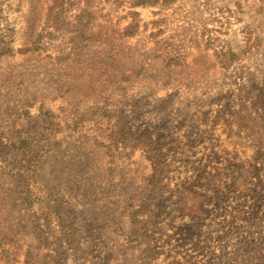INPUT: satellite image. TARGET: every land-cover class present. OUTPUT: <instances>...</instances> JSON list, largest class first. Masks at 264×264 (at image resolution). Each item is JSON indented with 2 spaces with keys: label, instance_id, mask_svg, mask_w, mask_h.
Here are the masks:
<instances>
[{
  "label": "rangeland",
  "instance_id": "1",
  "mask_svg": "<svg viewBox=\"0 0 264 264\" xmlns=\"http://www.w3.org/2000/svg\"><path fill=\"white\" fill-rule=\"evenodd\" d=\"M53 2L0 0V181L40 164L67 264H211L264 240V0ZM16 195L0 264H58Z\"/></svg>",
  "mask_w": 264,
  "mask_h": 264
},
{
  "label": "trees",
  "instance_id": "2",
  "mask_svg": "<svg viewBox=\"0 0 264 264\" xmlns=\"http://www.w3.org/2000/svg\"><path fill=\"white\" fill-rule=\"evenodd\" d=\"M60 0H54L53 4L49 9V15L54 12ZM145 0H139L137 5H144ZM133 30L131 31V33ZM129 33V34H131ZM95 125L97 126V130L100 131V136L103 137L107 132L104 130L103 124H100V121H96ZM118 134H125L128 137L133 138L139 143H135L133 147H139L142 145L141 138L136 137L135 135L128 134L127 132H118ZM146 141V140H145ZM147 142V141H146ZM161 159L157 158L155 160V165L160 167ZM24 175H17L16 181L12 179L3 178L4 180L0 181V190L6 189L9 191H15L16 195V203L20 202L25 206L26 209H36L35 215L38 218L47 222V226L52 225L54 231V238H51V241L47 245L49 247L56 245V247H60L64 249L63 259L58 264H67L65 254L67 255V251L72 249L75 245L74 233L72 231L71 225L65 218L64 210L62 208V203L58 197L52 192L51 186L45 174L41 172L40 164L37 163L33 165V161L29 165L27 163L25 166ZM260 171H263V168H258ZM264 174L258 175L256 181H252L253 194L257 197L258 201L253 203L254 207H257L258 202L260 205H264ZM6 184L9 185L6 187ZM13 185V186H12ZM12 186V187H11ZM16 189V190H15ZM253 194L251 197L253 198ZM254 231L250 232V240L246 239L247 242V250L242 252H234L229 256H217L219 258L218 262H214L211 264H264V240L261 239L258 235L255 236ZM13 245H17L18 249H21V243L12 239L10 241Z\"/></svg>",
  "mask_w": 264,
  "mask_h": 264
}]
</instances>
